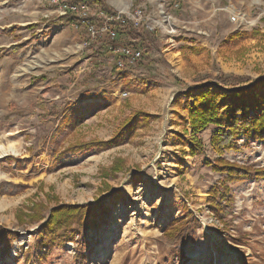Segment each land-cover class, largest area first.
<instances>
[{
  "label": "rangeland",
  "instance_id": "rangeland-1",
  "mask_svg": "<svg viewBox=\"0 0 264 264\" xmlns=\"http://www.w3.org/2000/svg\"><path fill=\"white\" fill-rule=\"evenodd\" d=\"M103 1L111 11L144 10L146 38L130 35V40L115 42L129 40L142 50V60L130 70L157 83L145 94L127 90L130 95L121 97L120 84L110 83L119 57L112 42L103 37L94 46L85 45L84 32L54 23L59 14L51 0H0V47L5 48L0 51V143L16 149L0 155V185H22L16 193H0V226L19 233L8 255H0V264H28L24 257L35 252L38 223L19 224L15 214L32 201L46 202V197L71 204L98 200L108 208L100 227L88 230L86 264H264V179L228 183L234 199L221 222L213 216L206 192L222 175L202 164L203 156L214 157L211 129L200 134L204 154L186 155L182 164L175 137L182 130L179 116L186 117L178 102L187 88L212 85L225 90L264 73V0ZM31 23L37 24L35 30L26 27ZM254 28L259 32L251 36ZM235 31L247 35L224 40ZM13 44L21 48L9 51ZM183 45L204 50L183 55ZM102 94L111 97L107 105L86 115L59 144L108 139L133 110L151 116L147 126L117 146L68 155L63 164L50 166L57 142L44 148L42 143L56 118L35 106L37 98L60 114ZM238 144L239 150L223 157L264 165V140L243 144L240 138ZM118 158L123 168L104 176ZM180 202L197 221L195 240L189 236L177 244L183 261L175 244L161 240L165 224L182 214ZM75 248L69 242L52 249L44 264H77Z\"/></svg>",
  "mask_w": 264,
  "mask_h": 264
},
{
  "label": "trees",
  "instance_id": "trees-1",
  "mask_svg": "<svg viewBox=\"0 0 264 264\" xmlns=\"http://www.w3.org/2000/svg\"><path fill=\"white\" fill-rule=\"evenodd\" d=\"M86 2L93 7H100L105 12H110L103 0H77ZM75 16L66 14L56 16L54 23L73 24ZM117 25V24H116ZM35 30L36 23L26 26ZM117 36L114 42L122 41L130 35H138L137 38H146L148 31L145 27L136 29L131 23L126 22L121 26H116ZM257 28L251 29V36L257 35ZM245 31H235L229 33L224 40L232 41L236 38L246 36ZM132 38V37H131ZM131 38H128L129 40ZM127 40V39H125ZM128 42L133 45V43ZM124 41V40H123ZM132 41V40H131ZM135 47V45H133ZM21 48V44H13L8 50L16 52ZM136 48H139L136 46ZM5 48L0 47V51ZM204 50L203 46L183 45L179 51L183 55L187 51L199 53ZM144 55V54H142ZM111 84H120L122 90H129L138 94H145L155 88L157 83L139 74H133L130 67H118L116 64L111 71ZM179 100L180 110L186 113V117L179 116L181 132H177L176 143L180 146L181 156L178 163L182 164L183 157L189 155L195 157L203 155L205 145L200 134L207 129H211L209 135V145L214 157L203 156L202 164L210 168L222 177L207 190L208 205L212 214L219 221L224 222L228 213V207L233 202L228 183L233 181H243L247 179H264V165L255 167L253 165L230 161L223 157L225 152L237 151L240 149L238 141L243 139V144L251 141L264 140V73L247 83H236L228 86L225 90H220L212 85H200L194 88H187ZM111 97L102 94L99 98L88 102L77 103L59 113L53 112L37 98L35 106L42 109L48 116L54 115L56 125L44 139L42 146L54 144L56 147L50 152V166L64 163L68 155L80 152H88L92 149L102 150L110 146H117L123 142L124 137L131 136L137 128L146 127L150 115L143 110H133L129 115L122 118L115 126L108 139L90 138L88 140L76 139L59 144V140L72 132L79 126L86 115H92L96 111L104 108ZM126 135V136H125ZM185 147H188L186 152ZM123 160L116 159L115 164L103 175L107 176L120 171L123 168ZM104 189L111 190L104 184ZM21 188L20 184L3 182L0 185V193L17 192L15 188ZM120 196L117 194V197ZM53 200L52 205L49 203ZM183 212L180 216L171 218L164 226L161 240L173 243L174 251L181 261L184 259L182 249H177L178 243H184L189 236L195 240L194 229L197 221L194 215L188 211L184 202H180ZM106 206H102L100 201L86 203H64L58 201L57 197H46L43 200H35L23 205L15 214L17 222L38 223L36 237L33 248L35 252L25 255L24 260L28 264H44L48 253L56 248L64 246L69 242L76 244L75 259L77 264H86V260L91 249L88 238V230L98 229L101 222L106 219ZM18 231L11 230L5 226H0V255H8L11 243L18 238Z\"/></svg>",
  "mask_w": 264,
  "mask_h": 264
},
{
  "label": "built area",
  "instance_id": "built-area-1",
  "mask_svg": "<svg viewBox=\"0 0 264 264\" xmlns=\"http://www.w3.org/2000/svg\"><path fill=\"white\" fill-rule=\"evenodd\" d=\"M51 2L56 5L59 15L70 12L75 16L76 21L72 25L84 32L86 36L85 45L97 44L101 39L103 40V37L112 42V50L119 55L116 59L118 67H132L142 60L143 53L141 49L129 43L114 42L117 36V25L121 26L129 22L136 29L145 27L144 10L142 8L105 12L98 6L93 8L90 4L77 0H51ZM128 95H130L129 91H120L121 97Z\"/></svg>",
  "mask_w": 264,
  "mask_h": 264
},
{
  "label": "bare ground",
  "instance_id": "bare-ground-1",
  "mask_svg": "<svg viewBox=\"0 0 264 264\" xmlns=\"http://www.w3.org/2000/svg\"><path fill=\"white\" fill-rule=\"evenodd\" d=\"M15 146L10 144L5 146L4 144L0 143V155L5 154L7 151L15 152Z\"/></svg>",
  "mask_w": 264,
  "mask_h": 264
},
{
  "label": "crops",
  "instance_id": "crops-1",
  "mask_svg": "<svg viewBox=\"0 0 264 264\" xmlns=\"http://www.w3.org/2000/svg\"><path fill=\"white\" fill-rule=\"evenodd\" d=\"M92 46H94V45H92ZM92 46H91V47H92Z\"/></svg>",
  "mask_w": 264,
  "mask_h": 264
}]
</instances>
